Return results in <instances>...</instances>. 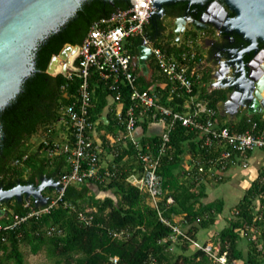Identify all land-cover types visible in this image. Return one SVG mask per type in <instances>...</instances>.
<instances>
[{
	"label": "trees",
	"instance_id": "16d2710c",
	"mask_svg": "<svg viewBox=\"0 0 264 264\" xmlns=\"http://www.w3.org/2000/svg\"><path fill=\"white\" fill-rule=\"evenodd\" d=\"M170 5L171 8L167 9L166 14L173 17L184 10L187 2L179 1ZM128 6L129 0H84L76 12L55 32L49 33L38 41L32 52L34 70L23 79L15 97L0 109V187L8 188L13 185L14 180L35 185L42 175L58 177L59 174L69 169L64 156L48 158L41 156L37 151L27 153L26 150V140L38 130L43 131L44 137L47 136L49 139L52 137V133H47V130L61 118L60 106L73 99L79 84V79L76 76L68 80L60 73L55 76L46 73L47 64L51 56L57 54L65 44L79 45L93 21ZM156 29L162 30L164 25L158 20L150 18L145 25V34L152 42H156L157 38H160L155 34ZM191 33L196 35L194 32ZM140 42L141 37L138 36L130 39L129 45L132 49L129 51L133 55L136 54L137 45ZM154 44L160 46L167 53L174 54L176 58H180L184 49L181 45H171L170 42L163 45ZM153 66L155 67L154 63ZM62 85L64 89L61 88ZM137 85L140 89H149L151 82L145 81L143 76L137 74ZM89 89L92 103L90 113L96 120L107 104L110 92L95 71H91L89 75ZM121 91V100L125 108L130 103L128 89L123 87ZM168 91L169 83L167 81L165 87L160 90V94L157 93L159 102L182 110L185 95L175 96L174 100L168 101L166 99ZM195 91L194 84L193 93ZM198 99L207 101L209 106L216 109L217 92L205 94ZM260 117L261 114H257V118H254V115H243L237 124L225 126L235 131H243L251 125L248 121L249 118L252 122H260ZM150 119L149 116H144L139 122L144 132ZM97 127L104 129L102 136L106 132L115 133L116 129L119 130L114 117L108 119L107 124L99 120ZM169 135L171 147L162 156L158 173L165 191L164 199L166 196H171L174 202L168 207L161 206L163 214L167 218L182 214L190 224L188 233L194 238V231L214 223L215 213L221 211V202L219 200L207 203L201 201L198 206H195L199 198L205 195L204 191L201 189L195 191L196 184H193L194 182L185 184V180H180L181 176L187 175L180 166L185 148L191 151L192 160L208 155L204 149L199 147V135L180 124H176ZM158 139L159 135L151 134H143L140 138L143 144L145 142L155 143ZM38 147H43L42 142L38 144ZM126 154L130 157L134 155V149L130 143H127L123 150L114 157L113 161L119 166V171L116 177L106 184L90 181L77 186L69 185L65 188L60 200L48 212L38 217H30L17 228L7 231L6 242H0L1 253H5L7 259L13 258L15 264H26L18 251V244L28 243L33 252L44 247L49 256H58L64 264H114L109 260L113 256L117 257L115 264H144L150 258L154 260L153 264H169L171 229L159 221L157 212L150 205L146 195L127 181L132 166L129 164L130 170H125V167L123 168L120 164ZM23 155H26L23 166L12 164L14 159L21 158ZM137 166L138 171L140 170L138 163ZM23 169H28L26 178L22 175ZM193 170L194 167L189 169L188 174ZM106 185L113 194L118 195L117 201H114L111 196L99 199L92 195L93 186ZM256 197L260 198V211L264 212V167L236 203L234 218L230 221V225L224 227L219 233L218 250L219 253L226 251L229 264L235 260L242 261L244 259L241 249L237 246L240 238L238 229L246 232L248 228L264 223L262 218L258 220L254 218L252 201ZM5 205L6 214L2 218L4 220L11 219L13 214L24 215L31 207H35L31 199L29 207L23 205V200H13L12 204L8 202ZM84 205L85 208H95V212L87 210L93 215V220L89 225H84L76 217V212L84 210ZM196 219L199 220L198 226L194 224ZM50 225L60 228L61 234L47 236L44 233V228ZM121 229L126 231V236L122 238L112 237L108 233V230ZM261 236L263 240L260 248L250 242L251 248L244 264H264V225ZM187 244L189 243L185 242V246ZM260 257L261 260L257 261V258ZM183 260L187 261V264H211L213 261L203 250L198 248L191 256H183ZM0 264L7 263L0 259Z\"/></svg>",
	"mask_w": 264,
	"mask_h": 264
},
{
	"label": "built area",
	"instance_id": "2783aa9c",
	"mask_svg": "<svg viewBox=\"0 0 264 264\" xmlns=\"http://www.w3.org/2000/svg\"><path fill=\"white\" fill-rule=\"evenodd\" d=\"M129 3L130 7L116 10L109 16L92 22L87 34L78 45V55L75 60L78 70L64 74L68 80L74 76L79 79L73 99L61 105L59 109L63 116L59 120H65V127L57 137L51 126L47 133H52V137L49 139L46 136L41 140L46 157L64 156L69 165V169L57 177L59 189L56 190V196L49 198L44 206L31 207L24 215L13 214L9 220L0 217V242H6L7 231L17 228L30 217H38L48 212L60 200L67 186H77L90 181L106 184L116 177L119 166L113 162V159L110 163L102 162L103 148L109 147L116 156L121 151L120 146H123L120 140L129 139L140 170L130 174L127 181L146 195L150 205L156 210L159 221L171 229L169 240L181 238L203 250L214 262L229 264L226 251L219 253L218 248L210 244L200 246L189 235L190 224L184 216L180 218V225L172 218L164 216L161 205L168 207L174 201L171 196H166L164 199L165 191L158 173L159 165L162 156L171 147L170 132L176 124H180L199 135V147L208 154L197 160H191L190 169L194 167V170L190 175L194 176L197 183L209 176L213 169L218 170V179L221 177L220 173L227 171L234 164L246 167L248 156L253 150H264V113L261 114L260 122H252L249 118L251 125L243 131H235L221 125L216 109L209 106L207 101L198 99L193 93L194 79H196L193 65L197 54L192 48V39H187L186 48L184 47L180 58L167 53L160 46L151 43L152 41L145 34V25L154 13L151 0H129ZM137 36L146 41L155 67L169 83L167 100L172 101L175 96L185 95L182 110L160 103L155 92L151 89H140L137 85V75L132 69L133 54L126 46L131 38ZM91 71L98 73L110 92L109 96L118 105L114 111V119L119 126V134L108 132L102 137L97 134L99 121L93 119L90 113ZM123 87L128 89L130 100L125 108L121 100ZM61 88L64 89V86L62 85ZM144 116L162 123L159 139L155 143L143 144L135 135L139 122ZM126 145L127 143L124 142V146ZM25 158L26 155L16 158L12 164L23 166ZM23 205L29 207L30 199H23ZM76 217L84 225L91 224L93 220V215L87 210H78ZM44 233L47 236L61 234V229L50 225L44 228ZM108 233L116 238L126 236V231L123 229L108 230ZM109 260L115 264L117 257H110ZM153 263L154 260L150 258L144 264Z\"/></svg>",
	"mask_w": 264,
	"mask_h": 264
},
{
	"label": "water",
	"instance_id": "95a60500",
	"mask_svg": "<svg viewBox=\"0 0 264 264\" xmlns=\"http://www.w3.org/2000/svg\"><path fill=\"white\" fill-rule=\"evenodd\" d=\"M84 0H0V109L19 92L21 83L34 70L32 52L38 41L49 33L55 32L71 17ZM111 1V0H108ZM185 1L188 5H205L206 0H151L153 15L163 16V5ZM214 0L205 6L202 12L214 16L207 22L191 19L189 16L171 17V45H180V37L186 31L203 36L209 46L216 39L206 36L212 30L216 34L220 25L234 31L248 45L237 52L235 59L224 54H214L208 48L207 67L222 74L221 87L217 92L216 108L220 114L231 118L239 113L256 115L264 113V49L258 43H264V0ZM131 4L129 3L130 7ZM212 7L215 10H212ZM119 10V9H118ZM217 12V14H215ZM232 12L229 16L227 13ZM227 31V30H226ZM252 52L248 63L243 53ZM78 44H65L57 54H53L47 64L46 73L55 76L77 71L75 60ZM150 57V47L144 39L137 45L134 62L139 68L146 67ZM239 65V75L235 74ZM45 188L59 189L57 181L42 175L36 186L21 184L8 189L0 187V204L31 199L35 207L47 204L48 197L43 195ZM6 214L0 208V217Z\"/></svg>",
	"mask_w": 264,
	"mask_h": 264
},
{
	"label": "rangeland",
	"instance_id": "374dc122",
	"mask_svg": "<svg viewBox=\"0 0 264 264\" xmlns=\"http://www.w3.org/2000/svg\"><path fill=\"white\" fill-rule=\"evenodd\" d=\"M170 17L164 18L163 22L165 25L166 31L165 35L161 38H157V41L154 43H158L159 45H163L166 42H170L172 40L171 38V30H172V23L170 21ZM197 36V35H196ZM193 35L191 32L186 31L184 34L181 35V46L186 48V41L188 38H191L193 43H192V48H200L198 45V40L200 36L198 35L196 37ZM126 46L128 49H132L131 46L126 43ZM200 81L203 82L202 78L200 77ZM243 114L239 113V117H241ZM63 117V116H62ZM61 117V118H62ZM222 116H220V120H222ZM254 118H257V114L254 115ZM223 122V121H221ZM63 127H65V120H59L57 121L54 125L53 128L55 130V134L57 137H59V133H61ZM115 134H119L118 130L116 129ZM118 136V135H117ZM44 138L43 131L38 130L36 133L31 135L27 140H26V150L27 153L31 152H38L41 156H46V152L38 147V144L41 142V140ZM129 143V139L125 140H120V143ZM109 151L111 149L109 148ZM112 153V152H111ZM190 154L191 151L188 150V148H185V151L183 154ZM182 154L183 157H185ZM251 155L253 158H251V161L248 162L246 167H243L241 164H234L232 165L227 171H223L220 173L221 177L217 179V174L218 170L213 169L212 173L209 174L203 181L196 182L194 179V176L191 174H188L187 176L183 177L181 176L180 180L184 181L185 184H208L210 187L207 189V192L204 196L199 198V201L195 203V206H198L199 202H217L219 200L221 202V211L220 213H215V220L213 224L208 225L207 227L204 228H198L196 231L193 232L194 235V240L200 245V246H205L207 244H210L212 246H216L218 248L217 244L220 241L219 239V233L220 231L224 228L229 226L230 221L232 218H234V207L238 200L242 197L244 191L252 181L257 177L259 172L263 169L264 167V162L263 163H256V159L258 156H261L264 158V151L260 149H255L251 152ZM104 157V156H102ZM114 155L112 153V156H110L111 160H114ZM197 160V159H196ZM135 157L134 155L126 159L125 161H121V165L124 168L125 166H128L130 163L132 165H137L135 162ZM193 161V160H192ZM192 161L189 159L187 166L192 164ZM114 162V161H113ZM133 162V163H132ZM185 164V163H184ZM185 170L183 167L181 168ZM23 177L26 178L28 176V169H23ZM196 189L198 188L197 186L195 187ZM195 190V189H194ZM56 190L55 189H44L43 190V195L48 197V198H54L56 196ZM91 193L93 196L103 199L106 196H111V198L114 201H117L118 195H115L112 193L111 189L108 188V186H102V187H92ZM165 194V193H164ZM10 203H13V200L10 201ZM85 204V203H84ZM6 208V205H3L1 208ZM252 208H253V213H254V218L257 220L259 218H262L264 222V212H261V202L260 198L256 197L252 201ZM84 210H91L95 212V208H85L84 205ZM173 220L175 218V221L177 222L178 225L181 223V219L183 218L182 214L177 215V217H171ZM199 220L196 219L194 221L195 226H198ZM264 223L258 226L250 227L247 229L246 232H244L241 229H238L239 232V241H238V248L241 249L242 254L244 256V259L241 260H235L232 264H244V262L247 260V253L251 248V243L253 242L254 245H256L257 248H260L261 242L263 240L261 236L262 232V227ZM171 246L168 252V260L169 264H187V261L184 262L183 256H191V254L195 251L197 248L196 246L189 245L187 244L185 246V242L181 238H176L174 241H170ZM18 251L22 255L23 262L26 264H64L63 260L60 259L58 256H49L45 250L44 247H40L36 252H33L31 249V245L28 243H19L18 244ZM213 251H216L213 249ZM0 259H2L4 262L7 264H15V261L13 258L7 259L5 257V253H1L0 250ZM261 260L260 258H257V261ZM166 264V263H164ZM211 264H218L217 262L211 261Z\"/></svg>",
	"mask_w": 264,
	"mask_h": 264
},
{
	"label": "crops",
	"instance_id": "0c3cea01",
	"mask_svg": "<svg viewBox=\"0 0 264 264\" xmlns=\"http://www.w3.org/2000/svg\"><path fill=\"white\" fill-rule=\"evenodd\" d=\"M203 37H204V35L200 36V38L198 40V45L200 46V48H194V50H195V52L197 54L196 55L197 59L195 60L196 62L193 65V72H194V75H195V78H196V79H194L195 80V82H194L195 90H196L194 94H195V96L197 98H201L205 94H209V93H212V92H218L220 87H221V78H222V74L218 73L216 70H213V69H210L209 67H207V64H208V61H209V59H207V53H208V50H209L208 49L209 48V43L205 42L206 39H204L205 37L204 38ZM171 41H170V43H171ZM151 43L154 44V42H151ZM136 54H137V52H136ZM136 54L133 55V62H132V68L134 69L136 75L139 74V75L144 77L145 81L151 82V86L149 87V89H151V91L155 92L156 94L157 93L160 94V90L165 87L166 82H167L165 77L153 66V60L151 59V57H149L146 60V67L144 69H142V68L140 69L139 66L136 65L135 62H134ZM200 77L202 78L203 82L200 81ZM117 107H118V105L115 102H113V100L111 99L110 96H108L107 97V104L102 109L97 121L102 120L105 124H107L108 123V119H112L114 117V111L116 110ZM216 111H217L218 121H219V123L221 125L233 126V125L238 123V121L240 120V118L243 115H245L244 114L245 112H242L243 115L241 117H239V114H237L235 116V118H231V117H228L226 115L220 114L219 111L217 110V108H216ZM220 116L223 117L222 120H220ZM221 121H223V122H221ZM162 127L163 126H162V123L160 121L150 120L147 123L146 131L144 132L143 128L139 125L137 127L136 131H135V135H136L137 138H141V136L143 134H145V135H150V134L151 135H159V133L162 130ZM103 131H104V129H99L97 127V134L99 136L102 137ZM106 133H108V132H106ZM122 144H123V146H120L121 151L125 147L124 143H122ZM103 150H104V152H103L102 156H104V157H102V162L104 164L110 163V161H111L110 156H112V153H111V151H109V147L105 146L103 148ZM262 151H264V150H262ZM184 156L185 157L182 156V159H181V162H180V166H181V168L183 167L185 169L184 171H186V174L188 175V170L190 169V165L191 164L189 166H187V163H188L189 159L192 160V156H191V153L190 154L186 153ZM129 157L130 156L128 154H126V155H124V157H123V159L121 161H125ZM251 158H253V157H252V155L250 153L249 156H248V162L251 161ZM255 162L256 163H263L264 162V158L261 157V156H258V158L256 159ZM131 166H132V168H130L129 166H124L125 167L124 169L125 170H127V169L130 170L131 169L130 170V174L136 173L138 166L137 165L135 166V165H132V164H131ZM196 186L198 187L197 189L193 187L195 189V191H198L199 189H201V190L204 191L205 194L208 193L207 189L210 187L208 184H196ZM172 217H177V215H173ZM174 220H175V218H174Z\"/></svg>",
	"mask_w": 264,
	"mask_h": 264
},
{
	"label": "flooded vegetation",
	"instance_id": "af4514ba",
	"mask_svg": "<svg viewBox=\"0 0 264 264\" xmlns=\"http://www.w3.org/2000/svg\"><path fill=\"white\" fill-rule=\"evenodd\" d=\"M214 0H206L205 5L201 6L198 4H191V5H186V7L184 8V10L182 12H180L178 15H185V16H189L191 19H199L201 17V20H203L204 22L209 21L210 19H213L214 16L211 14H204L202 15L203 10L205 9V6L207 7L208 4L212 3ZM222 2L221 0H217ZM175 3V2H174ZM174 3H169L163 6V16L159 17L157 15H152V19L153 20H158L162 25H164L163 19L166 17L168 18L169 15H167V9L171 8L170 4ZM212 10L214 11L215 8L212 7ZM217 14V12L215 13ZM229 16H232L233 13L232 12H228L227 13ZM175 15V16H178ZM173 16V17H175ZM170 21L172 22V20L170 19ZM155 24V23H154ZM156 26V24H155ZM227 30V31H226ZM165 25H164V29H156L155 34L158 37H163L165 35ZM173 36V34L171 35V37ZM206 36L211 37L216 39L215 42H212L209 46V48L211 49V51L214 54H224L226 56H228L230 59H235L237 57V52L240 50H243L244 48L247 47L248 43L243 40L238 34H236L234 31L229 30L227 27L220 25V31L216 34L215 32H213L212 30L207 31ZM206 42V41H205ZM259 49H264V43L263 42H259L258 43ZM252 54V52L249 53H243L242 54V58L243 61L245 63H248L249 59H250V55ZM235 74L239 75V65H236L235 68ZM47 178H50L51 182L53 181H57V176H46ZM40 180V179H39ZM18 183L17 180H14L13 185L9 186L8 188L15 186ZM21 184H27V183H22ZM39 183V181H38ZM38 183H36L33 186H36ZM8 188H4V189H8ZM46 189V188H45ZM14 200V198H12L10 201ZM8 203V202H6ZM6 203H1L0 204V208L3 207V205H5Z\"/></svg>",
	"mask_w": 264,
	"mask_h": 264
}]
</instances>
